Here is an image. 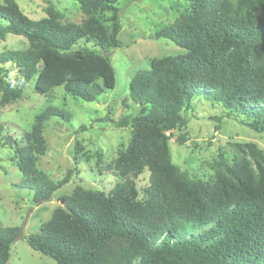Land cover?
Wrapping results in <instances>:
<instances>
[{
  "label": "trees",
  "instance_id": "trees-1",
  "mask_svg": "<svg viewBox=\"0 0 264 264\" xmlns=\"http://www.w3.org/2000/svg\"><path fill=\"white\" fill-rule=\"evenodd\" d=\"M75 1L84 15L80 23L60 22L52 8L32 20L14 0L0 4L6 22L0 39L13 34L27 41L23 51L0 52V105L20 99L31 80L37 94L62 86L85 102L114 87L105 54L120 46V0ZM188 3V13L155 33L183 52L148 61L149 68L137 70L129 82L128 100L140 112L115 122L130 123L131 134L107 166L121 181L108 191L76 185L50 219L25 236L55 264H264L260 157H251L254 166L237 158L205 182L180 172L169 149L172 131L186 125L184 112L193 102L205 104L201 98L228 119L264 133V0ZM78 42L82 46L74 48ZM54 116L68 119L62 109L47 107L22 141L12 143L20 184L33 191L35 204L67 183L36 173V155L47 150L43 126ZM145 170L148 184L139 190L133 179ZM19 234L20 228L0 222V264L7 263Z\"/></svg>",
  "mask_w": 264,
  "mask_h": 264
},
{
  "label": "rangeland",
  "instance_id": "rangeland-1",
  "mask_svg": "<svg viewBox=\"0 0 264 264\" xmlns=\"http://www.w3.org/2000/svg\"><path fill=\"white\" fill-rule=\"evenodd\" d=\"M14 1L32 20L46 17L48 8L59 14L62 23L84 20L75 0ZM2 3L4 0H0ZM189 7L188 0H120V46L110 56L115 85L96 100L75 99L62 86L37 94L31 80L20 99L0 105V222L20 228L6 264H55L52 258L33 250L25 236L37 232L50 219L54 209L63 205L61 197L70 195L77 182L86 188L108 191L121 181L107 166L126 147L131 134L130 123L116 127L115 122L140 112V106L128 100L129 82L137 70L149 68L148 61L183 52L169 40L155 38V33L188 13ZM5 24L0 19V27ZM78 44L73 47L82 46ZM26 48L27 41L22 36L7 34L0 39V52ZM201 101L205 104L193 102L192 108L184 112L186 125L170 135L171 161L180 172L192 179L212 182L217 173L224 172V164L237 158H247L254 166L251 157L258 156L264 163V133L228 119L219 106H211L202 98ZM47 107L62 109L68 119L54 116L44 123L47 150L36 155V173L43 172L55 182L67 178V183L50 200L35 204L33 191L20 184L22 176L14 164L12 149L30 131L34 117ZM81 126L85 130H80ZM148 175L145 170L133 179L139 190L148 184Z\"/></svg>",
  "mask_w": 264,
  "mask_h": 264
},
{
  "label": "water",
  "instance_id": "water-1",
  "mask_svg": "<svg viewBox=\"0 0 264 264\" xmlns=\"http://www.w3.org/2000/svg\"><path fill=\"white\" fill-rule=\"evenodd\" d=\"M105 56L110 57L111 56V52L106 53ZM77 185L80 186V187H82V188L85 187L81 182H77ZM61 202H62V200H61Z\"/></svg>",
  "mask_w": 264,
  "mask_h": 264
}]
</instances>
